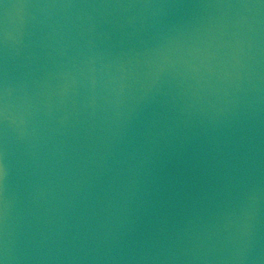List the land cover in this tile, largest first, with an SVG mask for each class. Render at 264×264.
Segmentation results:
<instances>
[{
	"label": "water",
	"instance_id": "95a60500",
	"mask_svg": "<svg viewBox=\"0 0 264 264\" xmlns=\"http://www.w3.org/2000/svg\"><path fill=\"white\" fill-rule=\"evenodd\" d=\"M0 264H264V0H0Z\"/></svg>",
	"mask_w": 264,
	"mask_h": 264
}]
</instances>
